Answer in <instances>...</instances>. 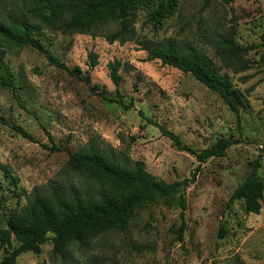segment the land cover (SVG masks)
<instances>
[{
    "label": "rangeland",
    "instance_id": "obj_1",
    "mask_svg": "<svg viewBox=\"0 0 264 264\" xmlns=\"http://www.w3.org/2000/svg\"><path fill=\"white\" fill-rule=\"evenodd\" d=\"M159 3L138 0L130 19L133 37L109 43L104 35L117 31V23L96 36L62 34L31 15L29 0H0V22L32 21L34 37L57 62L88 72L91 84L104 87L109 98L121 96L132 104L125 110L93 94L32 48L6 47L4 63L14 89L0 84V228L35 188L90 200L113 191L87 172L72 170L68 153L93 149L127 167L140 162L166 183L195 176L185 190L137 209L124 230H103L84 245L69 243L61 253L48 240L39 254L22 253L15 264H263L264 192L257 214L246 213L243 202L230 196L254 166L264 186V0H170L160 19ZM230 41L239 53L230 51ZM166 47L194 51L212 72L225 76L236 92L238 112L190 74L148 59L146 48ZM89 53L97 56L94 67ZM115 60L121 64L118 87L109 76ZM139 112L198 152L219 137L234 143L224 156L199 163ZM180 195L185 210L179 239ZM6 251L0 247V260Z\"/></svg>",
    "mask_w": 264,
    "mask_h": 264
},
{
    "label": "trees",
    "instance_id": "obj_2",
    "mask_svg": "<svg viewBox=\"0 0 264 264\" xmlns=\"http://www.w3.org/2000/svg\"><path fill=\"white\" fill-rule=\"evenodd\" d=\"M168 1L170 0H160L155 12L159 19L164 16ZM137 4L138 0H29V9L31 15L38 18L46 27L62 34L81 33L96 36L103 26L117 23L118 30L108 32L104 37L109 43L115 41L124 43L134 35L130 29V19ZM35 29L34 23L26 18H9L5 22H0V70L3 72L0 84L2 87L14 89L13 81L4 63L5 48L8 46L29 47L45 56L49 63L64 68L70 75L87 85L93 94L125 110L132 108V104H126L121 96L117 99L109 98L104 87L91 84L88 72L82 73L79 68L69 69L64 63L57 62L34 37ZM260 40L264 54V29ZM229 46L233 54L239 53L238 48L231 41ZM146 50L149 54L148 59H157L162 65L190 74L210 91L216 93L233 112H238V98L236 92L231 90L228 79L212 72L205 59L196 52L185 54L173 47L146 48ZM88 59L90 67L97 64L96 54L89 53ZM120 66L117 60L108 65L110 80L115 87L119 86L121 79L118 74ZM139 114L147 124L158 127L161 133L172 141L177 150L188 152L199 163L224 156L227 149L234 143L226 137H219L213 145L198 152L183 145L175 134L158 126L152 119L146 118L142 112ZM13 129L21 136L31 139L23 129L19 127H13ZM53 150L66 152L65 148L61 150L56 146ZM67 164L74 171H85L90 177L108 184L113 191L101 194L98 199L90 200L74 194L65 197L54 191L47 195L35 188L26 196L24 206L7 214L5 226L0 228V247H7L0 264H15L22 253L39 254L41 246L48 240L51 241L53 250L61 253L69 243L84 245L103 230H124L137 209L146 206L156 197H165L177 190H185L195 179L193 175L190 179L166 183L146 172L140 162H135L133 167H127L116 162L113 157L93 149L68 153ZM257 169L258 166L252 167L243 182L230 196V201L243 202L246 213L257 214L261 208L264 186L256 175ZM178 204L182 222L176 232L180 239L184 230L185 199L183 195H180ZM12 242H16L17 245L13 247ZM235 264L243 263L237 260Z\"/></svg>",
    "mask_w": 264,
    "mask_h": 264
}]
</instances>
